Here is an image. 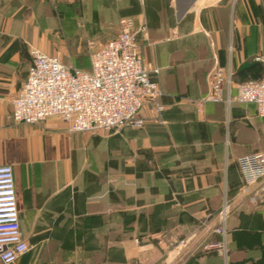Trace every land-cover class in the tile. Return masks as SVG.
I'll list each match as a JSON object with an SVG mask.
<instances>
[{"label": "crops", "instance_id": "0c3cea01", "mask_svg": "<svg viewBox=\"0 0 264 264\" xmlns=\"http://www.w3.org/2000/svg\"><path fill=\"white\" fill-rule=\"evenodd\" d=\"M123 16L146 26L138 49L158 68L161 122L70 132L55 116L11 120L31 46L88 55L65 64L89 69L87 41L114 38ZM257 57L264 0H0V165L29 246L11 264H264V192L242 189L236 162L264 149V118L253 104L194 103L216 66L234 83L259 78L235 75L264 73ZM224 200L226 259L207 247Z\"/></svg>", "mask_w": 264, "mask_h": 264}, {"label": "built area", "instance_id": "2783aa9c", "mask_svg": "<svg viewBox=\"0 0 264 264\" xmlns=\"http://www.w3.org/2000/svg\"><path fill=\"white\" fill-rule=\"evenodd\" d=\"M145 32L146 26L135 24L131 16L119 18L114 38L87 41L89 69L65 64L59 54L31 46L26 77L11 100V120L36 124L55 116L66 123L70 132L139 129L151 118L161 122L165 107L160 100L163 90L151 76L158 73V68L149 64L138 49V35ZM256 59L264 63L263 57ZM231 75L230 70L214 67L209 74V90L195 100V105L253 104L256 115L264 118V73L238 83L232 81ZM236 162L242 189L257 186L264 192V149L244 154ZM216 215L218 223L213 233L218 239L207 247L226 259L229 252L226 200ZM28 248L20 231L13 169L3 164L0 165V264L13 263Z\"/></svg>", "mask_w": 264, "mask_h": 264}, {"label": "trees", "instance_id": "16d2710c", "mask_svg": "<svg viewBox=\"0 0 264 264\" xmlns=\"http://www.w3.org/2000/svg\"><path fill=\"white\" fill-rule=\"evenodd\" d=\"M250 72V74L252 75V77H260L261 73H263V68L261 66H259L258 68H256V64H251L248 66H244L240 69H238L235 73V75H237L238 79L240 80H244L247 78L246 74Z\"/></svg>", "mask_w": 264, "mask_h": 264}, {"label": "rangeland", "instance_id": "374dc122", "mask_svg": "<svg viewBox=\"0 0 264 264\" xmlns=\"http://www.w3.org/2000/svg\"><path fill=\"white\" fill-rule=\"evenodd\" d=\"M57 50V49H56ZM60 56H61V59L64 63H67L68 61H74L73 59H80V58H83V57H86L88 55H78V56H72L71 54L69 53H60Z\"/></svg>", "mask_w": 264, "mask_h": 264}]
</instances>
